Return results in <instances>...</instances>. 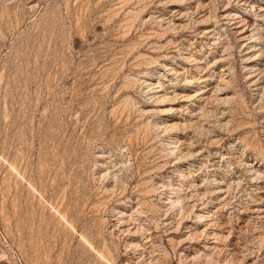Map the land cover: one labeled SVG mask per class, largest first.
Instances as JSON below:
<instances>
[{
  "label": "rangeland",
  "instance_id": "obj_1",
  "mask_svg": "<svg viewBox=\"0 0 264 264\" xmlns=\"http://www.w3.org/2000/svg\"><path fill=\"white\" fill-rule=\"evenodd\" d=\"M0 264H264V0H0Z\"/></svg>",
  "mask_w": 264,
  "mask_h": 264
}]
</instances>
